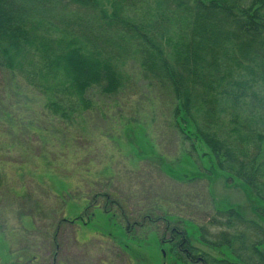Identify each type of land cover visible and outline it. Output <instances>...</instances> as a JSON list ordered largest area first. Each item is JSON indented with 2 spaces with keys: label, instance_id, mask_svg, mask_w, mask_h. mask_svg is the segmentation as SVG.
<instances>
[{
  "label": "trees",
  "instance_id": "16d2710c",
  "mask_svg": "<svg viewBox=\"0 0 264 264\" xmlns=\"http://www.w3.org/2000/svg\"><path fill=\"white\" fill-rule=\"evenodd\" d=\"M252 2L0 0V72L15 83L0 93V121L26 135L15 101L38 96L42 118L73 124L95 107L93 90L125 92L136 64L171 100L184 140L190 125L229 181L264 203V0ZM255 205L257 220L232 207L199 227L201 243L230 248L234 261L201 251L186 229H171L172 252L183 263L264 264V208Z\"/></svg>",
  "mask_w": 264,
  "mask_h": 264
},
{
  "label": "rangeland",
  "instance_id": "374dc122",
  "mask_svg": "<svg viewBox=\"0 0 264 264\" xmlns=\"http://www.w3.org/2000/svg\"><path fill=\"white\" fill-rule=\"evenodd\" d=\"M127 71L125 92L93 90L95 107L73 124L42 118L38 96L31 106L15 101L26 135L11 136L0 121V264H193L172 252V228L186 229L201 251L235 260L230 248L201 243L199 227L232 207L257 220L255 203H264L229 181L190 125L184 140L171 100L139 66ZM14 86L7 77L0 93ZM204 167L212 174L202 176Z\"/></svg>",
  "mask_w": 264,
  "mask_h": 264
}]
</instances>
